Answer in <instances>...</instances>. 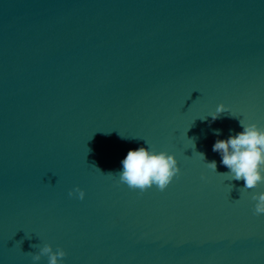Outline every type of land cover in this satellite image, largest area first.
Returning a JSON list of instances; mask_svg holds the SVG:
<instances>
[{"label":"water","instance_id":"1","mask_svg":"<svg viewBox=\"0 0 264 264\" xmlns=\"http://www.w3.org/2000/svg\"><path fill=\"white\" fill-rule=\"evenodd\" d=\"M240 120L264 129V0H0V264H264V183L213 151ZM146 146L165 191L105 175Z\"/></svg>","mask_w":264,"mask_h":264},{"label":"clouds","instance_id":"2","mask_svg":"<svg viewBox=\"0 0 264 264\" xmlns=\"http://www.w3.org/2000/svg\"><path fill=\"white\" fill-rule=\"evenodd\" d=\"M224 104H220L213 120L221 113L227 112ZM243 131L230 136L228 139H218L213 151L220 153L221 163L229 169L227 173H219L229 180H243V189H255L264 183V129L255 123H245L240 120ZM219 135V130H216ZM145 143H147L145 141ZM205 160V155L199 153ZM123 171L108 173L105 175L118 176L121 184H126L133 190L141 192L156 186L160 191H165L174 178L181 174L179 161L175 154L166 151H155L146 146L130 150L122 161ZM207 166L216 172L217 163L211 161ZM73 198L85 199L84 190L77 187L69 192ZM256 201L254 213L257 216L264 215V192L252 195ZM43 256L48 257L49 264H62V258L66 256L63 249L54 250L51 244L40 248L39 252L32 254L34 264Z\"/></svg>","mask_w":264,"mask_h":264}]
</instances>
